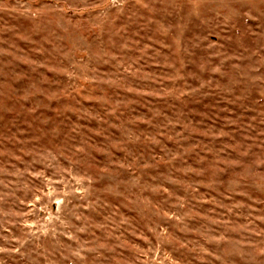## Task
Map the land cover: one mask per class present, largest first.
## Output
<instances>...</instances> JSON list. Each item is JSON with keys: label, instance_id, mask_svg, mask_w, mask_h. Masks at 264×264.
I'll use <instances>...</instances> for the list:
<instances>
[{"label": "rangeland", "instance_id": "rangeland-1", "mask_svg": "<svg viewBox=\"0 0 264 264\" xmlns=\"http://www.w3.org/2000/svg\"><path fill=\"white\" fill-rule=\"evenodd\" d=\"M0 264H264V0H0Z\"/></svg>", "mask_w": 264, "mask_h": 264}]
</instances>
